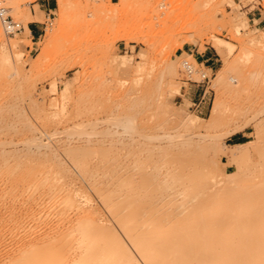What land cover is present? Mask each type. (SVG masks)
<instances>
[{"label":"rangeland","instance_id":"obj_1","mask_svg":"<svg viewBox=\"0 0 264 264\" xmlns=\"http://www.w3.org/2000/svg\"><path fill=\"white\" fill-rule=\"evenodd\" d=\"M38 1L0 0V159L31 171L62 152L90 161L118 154L119 168L137 161L147 172L164 147L198 139L182 122L204 127L218 89L234 95L223 100L234 116H220L209 128L218 144L193 156L212 159L220 177L257 175L264 141L236 149L235 161L226 153L255 142L246 121L264 118V0H66L65 18L59 0L48 13ZM5 17L22 29L9 33ZM30 23L40 26L35 36ZM62 167L75 198L108 223L87 168ZM16 175H7L1 200L21 194Z\"/></svg>","mask_w":264,"mask_h":264},{"label":"bare ground","instance_id":"obj_2","mask_svg":"<svg viewBox=\"0 0 264 264\" xmlns=\"http://www.w3.org/2000/svg\"><path fill=\"white\" fill-rule=\"evenodd\" d=\"M59 6L64 16L66 0ZM229 65L216 80L226 77ZM217 91L206 127L194 117L182 122L198 139L164 147L147 172L137 161L119 168L118 154L90 161L62 152L52 163L35 161L31 171L1 158L0 189L11 185L6 177L14 170L13 188L21 187V196L0 199V264H264V162L258 161L257 175L235 179L217 175L212 159L193 156L192 148L218 144L209 128L220 116L227 123L234 116L223 104L234 95ZM249 118L256 141L233 145L226 153L231 161L238 157L236 149L264 141V118ZM63 164L87 168L83 178L106 209L108 223L75 198Z\"/></svg>","mask_w":264,"mask_h":264},{"label":"crops","instance_id":"obj_3","mask_svg":"<svg viewBox=\"0 0 264 264\" xmlns=\"http://www.w3.org/2000/svg\"><path fill=\"white\" fill-rule=\"evenodd\" d=\"M54 1L55 0H39L38 5L44 12L48 13L49 11H51L55 7ZM29 28L32 31V35L35 36L34 33L39 31L40 26L37 23H30ZM210 59H213L212 55H208V57L206 58V60H210Z\"/></svg>","mask_w":264,"mask_h":264},{"label":"built area","instance_id":"obj_4","mask_svg":"<svg viewBox=\"0 0 264 264\" xmlns=\"http://www.w3.org/2000/svg\"><path fill=\"white\" fill-rule=\"evenodd\" d=\"M4 25L6 27V30L9 33H16L22 29V26L20 23L15 22L13 19L5 17L3 18Z\"/></svg>","mask_w":264,"mask_h":264}]
</instances>
